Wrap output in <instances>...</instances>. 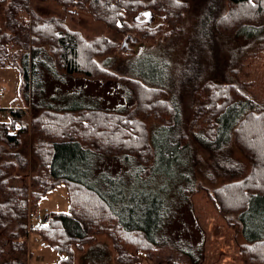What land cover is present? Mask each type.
<instances>
[{
  "label": "trees",
  "instance_id": "obj_1",
  "mask_svg": "<svg viewBox=\"0 0 264 264\" xmlns=\"http://www.w3.org/2000/svg\"><path fill=\"white\" fill-rule=\"evenodd\" d=\"M36 1L50 0H0V8L5 9L4 15L0 16V71L7 68L21 71L24 93L33 114L31 122L24 124L26 115L30 114L28 109L0 108V142L12 151L20 147L14 152L22 156L21 168L24 169L29 167V160L25 158L23 149L27 144L24 147L22 138L27 133H31V137L37 134L36 142L30 148L34 152L35 147L38 157L37 170L27 172L26 184H8L7 178L10 181V177H20L19 163L15 160H4L0 166L17 169L9 174L7 169L0 168V190L5 197L0 204V232L9 231L8 227L15 225L7 235L8 240L0 234L5 241L2 244L0 241V264H27L23 259L27 243L23 239L29 224L39 232L44 244L53 245L65 255L53 264H73L74 251L70 246L75 244L78 251H83L85 244L104 233L112 239L118 264H146L145 260L153 258L151 250L167 246L178 249L180 255L198 264L203 252L202 241L197 248L172 244L164 230L170 219L165 197L155 192L148 200L144 194L141 204L133 197L125 211L117 202L106 200V188L95 185L84 169L90 164L98 165L97 161L106 156L136 160L141 166L136 176L142 179V187H151L155 172L148 166L154 159L161 162L179 157L181 153L190 155L188 136L178 127L176 105L165 98L167 91L164 88L148 87L98 63L97 57L113 54L119 49L116 42L107 37L88 39L81 31L70 28L65 17L38 14L33 8ZM52 1H56L64 12L93 16L115 31L125 33L126 37L137 39H152L166 31L163 23L154 29L147 22L139 21L138 15L142 12L158 13L170 28L168 35H172L180 32L179 25L188 10L187 3L180 0ZM215 24V30L227 37L260 29L264 26V0H228L227 11ZM44 70V74L53 72L57 79L68 76L124 84L133 94L134 108L111 112L99 104L95 107L82 104L45 106L35 99L43 89ZM236 74L232 72L229 82L212 80L201 85L197 94L203 97L198 96L195 101L194 122L201 118L206 121L209 135L199 134L198 140L213 153L212 158L235 167L226 170L227 175L234 177L245 173L240 170L233 151L228 149L233 135L237 136V146L250 158V172L239 181L214 188L211 197L223 215L236 213L227 218L233 219L229 223L237 227L238 237L244 239L241 244L243 260L264 264V101L245 91L248 84L237 79ZM153 112L161 126L151 134L144 119ZM161 135L166 139L165 143L161 142ZM189 159L193 161L191 156ZM213 166L217 165L214 163ZM62 183L69 187L70 209L50 212L45 224L40 220L32 224L29 220L31 209L35 210L40 199ZM168 186L162 185L160 191H168ZM185 190L186 187L180 188L183 198H187ZM163 214L168 216L163 219ZM199 231L203 240V229Z\"/></svg>",
  "mask_w": 264,
  "mask_h": 264
},
{
  "label": "rangeland",
  "instance_id": "obj_2",
  "mask_svg": "<svg viewBox=\"0 0 264 264\" xmlns=\"http://www.w3.org/2000/svg\"><path fill=\"white\" fill-rule=\"evenodd\" d=\"M180 1L187 3L188 10L183 22L179 25L180 32L177 34L168 35L171 32L170 28L158 13L142 12L138 15L139 21L147 22L154 29H157L161 23L164 24L166 31L156 34L152 39L126 37L125 33L115 31L93 16L73 11L64 12L56 1H36L33 8L40 15L55 14L65 17L70 28L81 31L88 39L107 37L116 42L119 49L113 54L97 57L98 63L107 70L126 76V78L139 80L148 87L164 88L167 91L165 98L172 105H176L179 112L178 127L188 136L190 155L181 153L179 157L161 162L154 159L148 166V169L153 168L155 172L151 187H142V179L136 176V172L141 171V166H138L136 160H119L106 156L98 160L96 166L94 164L84 166V169H87L85 175L90 176L92 178L90 180L94 181L95 185L99 184L106 188L104 192L107 196L106 200L110 203L117 202L120 208L126 211L129 199L134 197V200L141 204L144 194L150 200L153 194L158 192L166 198L168 203L170 219L164 230L169 235L172 244L197 248L202 241L203 252L198 264H251L243 260L241 244L244 239L238 237L237 227L229 223L233 219L227 218L236 213L223 215L211 197L214 188L245 177L251 170L250 158L237 146V136L233 135L232 141L228 143V149L233 151L234 159L240 163V170L245 173L234 177L227 175L225 171L233 170L235 167L224 164L222 160L217 162L212 158L213 153L199 143L198 136L207 134V126L203 118L194 122L195 109L193 107L197 97H203L197 94V90L199 88L201 90L203 83L212 80L229 82L233 71L238 74L237 79L248 84L247 88H244L245 91H249L257 99L264 101V26L260 29L241 32L236 37H227L215 30V21L227 11L228 0ZM4 13L5 9L1 6L0 16ZM165 35L168 37H164ZM44 72L45 70L42 75L43 89L39 91L35 99L45 106L73 107L82 104L95 107L100 105L102 109L111 112H124L134 106L133 94L124 84L120 86L112 82L88 81L81 77H71L73 79L71 80L68 76L57 79V75L53 72V75L48 72L44 74ZM1 88L5 89L0 95V108L28 109L30 114L26 115L24 124L31 122L33 119L31 118L33 115L31 105L25 96L24 77L18 68H7L0 71ZM155 117L153 112V115L144 119L151 134L161 126V121ZM30 134L27 133L22 138L24 147L27 144L23 149L25 158L29 160V167L24 169L21 168L23 159L20 157L22 156L14 152L20 147L12 151L9 146L0 142V166L4 160L10 159L15 160L16 164L19 163V170H21L19 178L10 177V181L7 178L9 185L28 183L27 172L37 170L38 157L35 147L34 152L32 147L30 148V145L36 142L37 134L32 137ZM160 139L165 143L166 139L163 135ZM29 149H31V154ZM190 156L193 161L192 159L190 161ZM214 163L216 167L213 166ZM16 170L7 169L9 174L15 173ZM168 184V191L162 189L163 192L160 191L162 185ZM181 187H186L187 198L181 197ZM190 187H194V190L191 191ZM4 199V194L0 190V204ZM38 204L35 210L31 209L32 213L29 215L32 224L37 222L34 220V214L41 215L39 222L45 224L50 212H67L71 206L68 185L59 184L45 194ZM168 214H163L162 218L164 219ZM196 225L203 229V240L202 233L199 231L201 229H198ZM29 226L23 239L27 243L26 254L23 255L25 263L53 264L65 257L53 245L44 244L39 232L32 228L33 225L29 224ZM9 228L11 230L0 232L7 240V235L14 230L15 225L12 224ZM0 241L1 244L5 242L1 237ZM9 245L11 247V244ZM70 248L74 251L73 264H85L83 256H86V264H118L117 252L113 247L112 239L105 233L97 234L92 243L84 245L83 251H78L75 244H72ZM150 253L153 258L150 261L145 260L146 264L194 263L180 255L179 250L171 246L156 248Z\"/></svg>",
  "mask_w": 264,
  "mask_h": 264
},
{
  "label": "built area",
  "instance_id": "obj_3",
  "mask_svg": "<svg viewBox=\"0 0 264 264\" xmlns=\"http://www.w3.org/2000/svg\"><path fill=\"white\" fill-rule=\"evenodd\" d=\"M4 89H5V88H1V89H0V95L4 93ZM40 219H41V215H36V214H34V220H35V221H39Z\"/></svg>",
  "mask_w": 264,
  "mask_h": 264
},
{
  "label": "crops",
  "instance_id": "obj_4",
  "mask_svg": "<svg viewBox=\"0 0 264 264\" xmlns=\"http://www.w3.org/2000/svg\"><path fill=\"white\" fill-rule=\"evenodd\" d=\"M83 262L86 264L87 263V259H86V256H83ZM93 261L96 262L95 258H93Z\"/></svg>",
  "mask_w": 264,
  "mask_h": 264
}]
</instances>
